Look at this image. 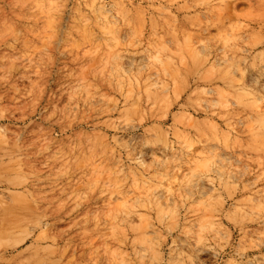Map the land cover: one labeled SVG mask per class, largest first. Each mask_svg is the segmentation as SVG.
Instances as JSON below:
<instances>
[{
  "label": "rangeland",
  "instance_id": "1",
  "mask_svg": "<svg viewBox=\"0 0 264 264\" xmlns=\"http://www.w3.org/2000/svg\"><path fill=\"white\" fill-rule=\"evenodd\" d=\"M0 264H264V0H0Z\"/></svg>",
  "mask_w": 264,
  "mask_h": 264
},
{
  "label": "bare ground",
  "instance_id": "2",
  "mask_svg": "<svg viewBox=\"0 0 264 264\" xmlns=\"http://www.w3.org/2000/svg\"><path fill=\"white\" fill-rule=\"evenodd\" d=\"M99 11H101V14H103L105 19H108V15H106L108 13V10L104 9V6H100Z\"/></svg>",
  "mask_w": 264,
  "mask_h": 264
}]
</instances>
